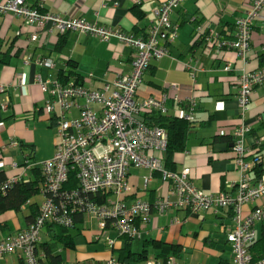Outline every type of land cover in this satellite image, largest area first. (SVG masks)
<instances>
[{"label": "crops", "instance_id": "1", "mask_svg": "<svg viewBox=\"0 0 264 264\" xmlns=\"http://www.w3.org/2000/svg\"><path fill=\"white\" fill-rule=\"evenodd\" d=\"M9 1L0 0V5ZM165 1L26 0V4L67 20L82 19L98 27L144 38L150 28L158 25L159 11ZM255 1L184 0L171 16L177 28V38L169 46V55L152 61L138 90L140 100L166 94L169 117H181L187 105L184 102L191 96L197 99L196 123L190 129L185 151L174 155L171 171L189 170L191 182L205 194L228 193L233 197L238 194L240 166L234 151L233 134L241 121L236 77L238 71H264V17L253 28L251 47L245 60L234 51L221 49L218 46L220 40L207 41V38L214 33L220 39L233 40L237 34V21L245 17ZM65 35L61 46L63 37L52 25L39 29L29 26L23 18L0 15V89H5L0 91V104L9 101L6 111L0 108V147L6 148L2 151L0 173L7 179L23 172L24 181L34 177L33 167L26 168L31 156L25 146L35 148L39 145L37 135L48 134L49 148L39 159L36 155L42 152V146L38 153L35 148L33 161L42 163L55 154L57 119L43 111L47 96L37 83L38 77L55 80L61 74L68 75L73 71L69 82L78 78L81 83L84 79L92 80L86 87L97 90L118 76L129 74L132 69L135 53L119 40L104 42L77 32ZM228 65L232 67L231 72L225 71ZM193 72H196L195 79ZM248 107L250 132L245 136L243 162L251 166L247 175L250 185L255 186L264 175V84L255 89ZM216 138L227 140L216 142ZM12 142H17L18 147L9 146ZM257 158L259 163H255ZM149 176L148 170L129 168L127 179L131 189L122 196L127 206L135 201L153 204L167 196L169 186L162 181L160 174L154 173L146 184L144 179ZM37 198H42L40 206L43 197L39 194ZM30 202L35 201H29L19 213L23 215V221L17 218V213L0 217V222L7 226L0 225V240L28 228L30 222L26 216L31 213ZM253 208L251 204L245 206L243 214L248 215ZM233 216L231 209H209L199 214L174 210L164 214L154 212L149 218L136 221L140 237L128 239V243L110 229L108 236L116 241V245L112 252H108L105 244V259L78 262L76 254L70 253V264H102L111 257L118 260L124 249L146 257L130 264H161L164 261L160 258L161 244L181 248L177 258L180 264H230L232 247L227 235L233 226ZM176 219L185 223L175 224ZM85 226L95 238L101 235L97 224ZM86 230L82 232L84 236ZM45 238H48L46 233ZM85 239L90 243V238Z\"/></svg>", "mask_w": 264, "mask_h": 264}, {"label": "built area", "instance_id": "2", "mask_svg": "<svg viewBox=\"0 0 264 264\" xmlns=\"http://www.w3.org/2000/svg\"><path fill=\"white\" fill-rule=\"evenodd\" d=\"M183 1H165L159 11L158 25L150 28L144 38L98 27L82 19L67 20L43 13L38 8H30L26 0H11L0 5V15L11 14L23 18L29 26L45 29L52 25L61 35L77 32L95 36L104 42L117 39L135 53L130 73L105 83L101 89L87 88L86 84L92 80L61 84L59 79L37 78V83L47 96L43 111L49 116H56L58 141L52 159L26 167H37L42 173L39 194L43 202L38 215L26 230L9 234L0 240V260L14 256L17 264H48L42 249L46 241L45 233L51 242L49 227L73 230L74 218L78 214L87 221L85 225L97 224L101 235L95 241L104 238L108 252H112L116 241L108 236L110 229L116 231L119 238L136 239L140 234L135 221L147 219L154 212L164 214L174 210L199 214L209 209H231L234 213L233 226L227 235L232 247L230 264H264V252L262 258L255 259L252 251L259 237L256 227L264 223V175L256 181L255 186H251L247 175L251 166L243 162L246 155L245 136L250 132L247 124L248 106L255 89L264 84V71H238L236 77L241 121L233 134L234 151L240 166L236 197L228 193L205 194L191 182L189 170L181 173L168 170L164 161L168 133L163 128L149 125L146 118L149 112L167 115L168 96L164 94L160 98L138 99L139 87L152 61L167 57L169 46L177 38V28L171 16ZM263 17L264 0H256L245 17L237 21L236 40L220 39L219 35L211 33L207 41L220 40L218 46L221 49L234 51L245 60L250 51L253 28ZM225 71L231 72L232 67L228 65ZM192 77L195 79L196 72L192 73ZM0 91L4 92L5 89L1 87ZM186 102L181 117L194 121L197 99L191 96ZM8 103L0 104L3 111L7 110ZM9 146L17 148L18 143L12 142ZM5 149L0 147L1 159ZM255 163H259L258 158ZM12 166L17 168L16 164ZM133 166L150 172V176L144 179L146 184L154 173H159L162 181L169 186L167 196L153 204L135 201L127 206L122 196L130 192L127 172ZM24 174L9 179L7 184L24 181ZM72 175L78 183V189L66 188ZM105 195L103 203L91 199L92 196L98 198ZM250 204L254 208L245 216L242 210ZM28 205L29 201L22 209ZM174 223L182 224L185 221L176 219ZM102 264H117V260L111 257ZM161 264L180 263L176 257L169 256Z\"/></svg>", "mask_w": 264, "mask_h": 264}, {"label": "trees", "instance_id": "3", "mask_svg": "<svg viewBox=\"0 0 264 264\" xmlns=\"http://www.w3.org/2000/svg\"><path fill=\"white\" fill-rule=\"evenodd\" d=\"M39 9V8H38ZM62 40L59 45L63 46L66 35H62ZM236 40V37L233 39ZM225 51L229 49H225ZM150 68V67H149ZM74 72L70 71L68 75L61 74L59 76V81L61 84L69 83L70 76L73 75ZM76 83L80 82V78L75 80ZM187 104V102H184ZM185 106V105H184ZM1 108V107H0ZM196 108V112H197ZM1 112V109H0ZM147 123L151 126H157L166 130L169 136L168 148L164 154V161L166 164V168L168 170H172L173 168V157L176 153L183 152L186 149L187 141L189 138V133L191 127L196 123V119L194 121H188L183 117H169L162 113L158 112H149L146 115ZM227 139H218L216 138V142L223 141ZM231 141L233 139H230ZM228 140V141H230ZM28 150H30L29 162L27 164L36 165L33 161V155L35 148L33 146H25ZM2 167V159L0 158V168ZM33 178L30 181H19L11 184H7L9 179H7L3 173H0V217L5 215L6 213H21L22 206L26 204L28 201H35L30 202L29 210L31 213L27 215V220L31 223L35 217L39 213V202L36 201L37 196L39 195L40 185L43 182V176L37 167L32 168ZM67 189H78V183L75 180L74 175L70 177V182L66 185ZM103 197V198H102ZM105 196H100L95 198L94 196L91 199L101 200L100 203L104 202ZM75 228L73 230H66L60 227H49V233L51 234L52 241L49 242L45 241L43 246V250L47 256V263L48 264H66L61 251L54 249L56 244H61L63 247L66 248H73L76 245V236L82 234L84 230H86L85 226V218L83 215H75ZM137 221V220H136ZM135 221V222H136ZM1 226L7 227L4 223L0 222ZM19 233V232H18ZM17 234V233H15ZM118 235V234H117ZM119 236V235H118ZM258 239L255 244L252 246V251L255 256V259L262 258V253L264 252V223H262L260 233L258 235ZM127 240V243L130 242L127 237H121ZM54 244H53V243ZM160 258L167 259L169 256H174L176 258L179 257L181 252V248L172 245H165L161 244ZM146 253V252H145ZM146 257H142V254L138 255L132 253L131 250L124 249L121 251V254L118 255V260L120 264H130L131 261L136 260L141 261Z\"/></svg>", "mask_w": 264, "mask_h": 264}, {"label": "rangeland", "instance_id": "4", "mask_svg": "<svg viewBox=\"0 0 264 264\" xmlns=\"http://www.w3.org/2000/svg\"><path fill=\"white\" fill-rule=\"evenodd\" d=\"M55 138H57V135L55 136ZM54 139V137H53ZM58 139V138H57ZM37 140H38V144L36 145V153H38L39 151V147L42 146V152H40L38 155H36V159H39L42 157L43 154H45L49 148V136L46 133H41L39 135H37ZM39 161V160H38ZM36 200L38 202L42 201V198H36ZM17 218L20 221H23V215L22 214H18ZM261 224H258L256 227V230L258 231V234L260 233L261 230ZM15 230V227H14ZM86 234L85 236L83 234H79L78 236H76V245L73 248H64L63 245L61 244H56L54 246V249L61 251L63 259L65 261L66 264H70V253L71 254H76L77 256V261L78 262H85L86 260H93V261H101L103 259H105V256L103 255V249L105 250V240L104 238H102L101 241H99V243H96L95 241V236L92 235V231L91 230H86ZM88 233H91V235L87 236ZM45 238V237H44ZM85 238H90V243L86 242ZM46 241L49 240V238H45ZM53 243V242H52ZM54 244V243H53ZM0 264H17V258H15L14 256H9L6 257V259L0 260Z\"/></svg>", "mask_w": 264, "mask_h": 264}]
</instances>
